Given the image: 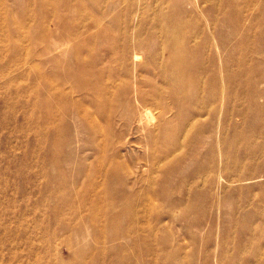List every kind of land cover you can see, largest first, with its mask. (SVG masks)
<instances>
[{
	"label": "rangeland",
	"instance_id": "obj_1",
	"mask_svg": "<svg viewBox=\"0 0 264 264\" xmlns=\"http://www.w3.org/2000/svg\"><path fill=\"white\" fill-rule=\"evenodd\" d=\"M46 1L0 0V264H264V244L252 249L248 232L259 228L264 237V166L222 171V132L236 138L242 124L255 136L256 106L246 104L248 124L240 115L226 120L219 81L216 101L196 121L199 136L179 131L186 144L154 165L146 143L150 134L161 136L158 122H136L138 80H152L141 66L149 58L135 39L126 46L141 23L150 50L162 30L180 24L199 32V42L206 36L213 43L220 31L223 44L212 47L218 66L230 58L236 71L255 69V79L264 78V55L242 50L255 43L264 52V0H100L106 17L90 0L49 8ZM97 15L102 22L85 30ZM65 26L81 34L69 41ZM81 61L89 65L83 80L100 85L110 105L86 87L73 91L69 74ZM142 88L149 92V83ZM256 90L264 91V80ZM252 95L239 93L247 101ZM179 126L171 121L170 135ZM169 142L164 136L159 145ZM239 155L247 161L243 149ZM214 169L224 175L214 177ZM110 170L117 175L108 187L122 202L96 201L94 209L123 212L131 204L122 218L93 216L84 199L89 174L103 189L100 173ZM112 233L122 236L107 240Z\"/></svg>",
	"mask_w": 264,
	"mask_h": 264
},
{
	"label": "bare ground",
	"instance_id": "obj_2",
	"mask_svg": "<svg viewBox=\"0 0 264 264\" xmlns=\"http://www.w3.org/2000/svg\"><path fill=\"white\" fill-rule=\"evenodd\" d=\"M92 5L101 4V11L98 13L100 16L106 17L109 14L105 11V6L100 0H90ZM66 0H48L43 5L48 7L50 5L57 6V4H64L67 6ZM84 5L85 3L82 2ZM91 15V14H90ZM97 15L94 17L92 24L85 26V30H89L92 27L98 26L102 21L101 17ZM216 24V21L214 20ZM186 24H180L177 29H165L161 31L159 47L154 50H150L148 47L149 43L146 38L143 37V23L138 25L135 30V35H129L127 38V50L130 45V40L135 39L136 48L145 51L148 55L149 60L142 64L141 66L151 73L152 80L147 81L143 78L138 80V88L135 94V99L141 104V108L138 110V115L136 117V122L138 125L146 128L144 120H146L147 125H153L158 122V129L161 130V136L150 134L149 141L146 143L148 148H151L150 160L152 164H159L164 158L170 156L176 148L182 147L186 144L183 140L177 138V134L186 130L193 131L196 129V136H199V130L201 126L196 127V121L198 118L205 115L206 112L210 110V104H214L217 99V84L219 81H223V88L221 91L222 97L227 103L226 120L232 122V117L235 115H240L243 123H249L250 116L248 115V108L246 104L252 103L256 106V113L259 116L257 127L253 131L255 136L251 137V134L242 127V124L238 127L235 126L236 138H231L229 134L225 131L222 132V156L224 157V171H228L233 167L238 169L248 167L251 169H259L264 166V104H259L256 102L258 96L264 98V91L259 92L256 90V85L258 81L264 80L263 77L256 76L254 70L242 68L236 71L231 65L230 58L223 59L222 63L218 66L216 63V55L212 52V47L219 49L222 46L221 32L217 31V34L213 37V43H210V39L203 36L202 41L199 42L200 33L199 32H188L186 30ZM68 34L69 41L79 37L81 34L80 30L73 29L70 27L64 28ZM62 46L59 45L56 49H60ZM246 49V50H245ZM245 51L246 56H253L256 53L264 55V52H259L255 43H250L249 48L242 47ZM258 50V51H257ZM126 56V55H125ZM136 59L140 58L138 52L135 53ZM89 72V65L83 61L79 62L78 69L70 75L71 79L75 81V86L73 91H78L84 89V87L92 90V99L96 102L103 104H111L110 98H104L103 88L98 86L95 82L84 81L82 76ZM252 73L253 76H249ZM47 80L48 76H45ZM149 83L150 91L146 92L143 90V84ZM56 94L60 100H63L65 92L60 90L61 88L56 87ZM60 90V91H58ZM253 90V95L250 99L244 100L239 96V93L249 92ZM232 106H228V103ZM67 105V103L65 104ZM178 120L180 123L179 128H175L171 131L170 135V123L173 120ZM227 122V121H226ZM254 125V124H253ZM185 132V134H186ZM169 138L170 142L168 148H163L159 145V140L161 138ZM174 149H173V148ZM245 152L247 161H244L240 155L239 151ZM232 159V160H230ZM115 163L113 164V166ZM112 166V167H113ZM119 168L116 167L115 170ZM214 177L221 178V170L214 169ZM98 173L99 171L95 172ZM94 173L89 174L88 180L89 192L86 191L84 196L85 200H90L93 207L90 209L93 216L103 215L109 213L111 210H100L94 209L97 206V202L102 200H112L117 203L122 202V193L115 192L112 187L108 185L115 179L116 172L101 171L100 175L104 178L103 189L97 188L96 181L92 179ZM230 175V174H229ZM213 177V179H214ZM231 177V175L229 176ZM197 176L193 177L192 182L197 184ZM212 177L206 178L205 181L210 185ZM121 195H120V194ZM81 196V195H79ZM113 202V203H114ZM175 203V201H174ZM131 206V210H130ZM117 207V206H116ZM129 208V209H128ZM116 210V208H112ZM132 205L127 204L126 211L120 209V211H111L113 213L112 217L122 218L123 215L130 214L132 212ZM259 228L248 227V232L251 234V240L249 241V246L252 249H260L262 244H264V237L261 234L258 235ZM122 234L112 233L108 236L109 241H113L121 237ZM99 239V237H98ZM259 262V261H258ZM121 263L122 260L116 261V264Z\"/></svg>",
	"mask_w": 264,
	"mask_h": 264
}]
</instances>
